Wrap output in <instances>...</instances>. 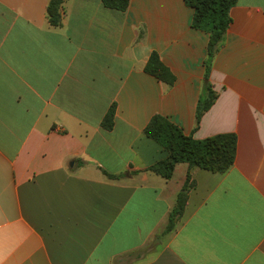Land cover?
Segmentation results:
<instances>
[{
  "label": "crops",
  "instance_id": "obj_1",
  "mask_svg": "<svg viewBox=\"0 0 264 264\" xmlns=\"http://www.w3.org/2000/svg\"><path fill=\"white\" fill-rule=\"evenodd\" d=\"M49 1L0 0V264H264V0L230 10L199 125L209 34L185 0H66L59 27ZM153 53L172 84L146 72ZM156 115L195 140L235 134L234 164L148 171L169 156L145 135Z\"/></svg>",
  "mask_w": 264,
  "mask_h": 264
},
{
  "label": "trees",
  "instance_id": "obj_2",
  "mask_svg": "<svg viewBox=\"0 0 264 264\" xmlns=\"http://www.w3.org/2000/svg\"><path fill=\"white\" fill-rule=\"evenodd\" d=\"M66 0H50L47 6V17L50 25L59 27L62 24V7ZM106 7L125 11L129 0H103ZM238 0H185L187 6L193 9L192 27L209 34L208 56L205 62V81L197 106V125L201 117L207 111L215 99V93L209 82V72L213 57L232 19L230 10L237 4ZM146 72L160 79H166L170 84L174 77L160 61L159 56L153 53L146 65ZM115 106L113 105L102 121V127L112 130L114 127ZM145 135L154 140L169 152V156L162 161L152 165L151 171L162 178L169 180L174 174L178 164L186 163L189 167H200L202 169L225 173L235 162L237 151V137L235 134H223L213 136L204 140H195L184 134L182 129L163 116L156 115L152 118L145 129ZM110 179H120L125 174L111 175ZM195 183L187 175L185 183L178 193L176 204L171 210L168 224L164 233L173 230L176 223L181 219L188 201V193Z\"/></svg>",
  "mask_w": 264,
  "mask_h": 264
}]
</instances>
